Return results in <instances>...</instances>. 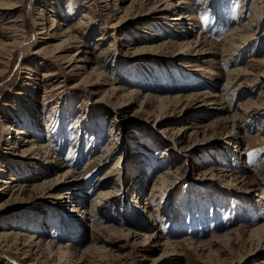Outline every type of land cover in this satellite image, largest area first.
<instances>
[{"label": "rangeland", "instance_id": "rangeland-1", "mask_svg": "<svg viewBox=\"0 0 264 264\" xmlns=\"http://www.w3.org/2000/svg\"><path fill=\"white\" fill-rule=\"evenodd\" d=\"M178 1L184 2L179 11L193 19L192 25L186 23L180 26L177 22L170 21L177 17V11L161 12L162 5L151 12L145 11L148 8L146 6L136 7L135 14L123 16L120 24L112 29L108 28L107 21L98 18L87 20L85 31L93 30L86 41L89 47L98 45L95 49L98 52V47L102 46V49H109L111 53L107 67H100L102 73L99 85L92 89L91 94L86 93L85 85L78 84L86 76L83 69L76 72L80 76H71L67 72L71 68L63 64L64 70L58 75V81H64L62 93L55 92L56 96H50V92L46 95L45 89H49L45 88L47 84L41 78L49 70L48 67H54L50 63L43 61L42 64L39 56L20 54L18 50L12 54L7 64L0 63V122L10 124L13 131L39 123V131L33 132L30 129L27 137L39 133L42 144L47 143L50 134L46 132V124L51 125V134L58 136L51 147L55 148L56 158L62 163V168L58 170L55 168L57 162L54 163L57 160L54 158L55 154L50 159H42L29 172L18 173L21 183L27 184L24 193L19 192L16 198L13 191L10 194L8 191L0 193V234L3 230H13L15 225V231L28 236L35 233L41 235L55 255L53 264H60L59 261L69 262L68 264H264V234L255 230L264 226V199H258L260 194L264 196V185L246 193L235 190L213 175L219 169L226 168L230 171L224 174L257 182L264 181V177L260 178L264 157V109L259 110V115L252 120L253 123H249L247 129L238 131V121L222 125L216 121L223 114L234 115L238 103L248 99L252 102L260 100L259 87L250 84L264 67H252L246 63L251 58L264 59V11L256 31L257 36H263L262 41H244V46L238 48L240 52H236V60L233 62L232 59L231 65H226L227 57L223 56L219 48L226 45L224 39L228 31L234 29L238 22L247 21L253 0H208L213 2V6L201 5L202 0H172L173 3ZM22 2L21 9L9 12L0 22L4 24L20 17L18 24L27 39L34 36L29 17L31 14L37 22L41 25L43 23L38 31L48 29V19H37L39 9L70 26L90 4L89 0ZM127 3L124 5H128ZM261 7L258 8L261 10ZM239 11L242 14L238 18ZM121 16L122 13H119L117 19ZM102 28L107 32V37L101 45L102 42H96V38L102 33ZM200 29L212 43L204 49L209 48V52L217 53L206 51L208 53L203 56L188 57L182 51L179 53L177 48L147 49L168 40L176 44L193 40L200 43L201 47L204 44ZM139 30L147 32L149 37L140 34ZM134 38L144 39L138 41ZM43 42L40 47L46 46L47 41ZM143 47L144 50H137ZM76 51L71 48L65 55L72 56ZM4 53L0 49V56H5ZM89 66L87 72L91 70ZM238 67L246 68V73L233 80L230 89L222 91L227 73ZM137 71L141 73V77L130 82V77L137 74ZM90 74L89 77L94 79V74ZM177 75L184 81H180ZM199 77L205 82L198 81ZM194 78L197 83L191 81ZM112 80L113 87H120L121 91L111 92ZM239 85L243 86V91L239 90L238 95H230ZM127 89L138 91V99L126 95ZM203 92L217 96L222 94L224 100H228L222 103L228 106L229 112L219 110L221 106L218 105L217 96L216 99L211 96L213 100H217L212 106L208 104L210 101L204 105L193 99V95ZM176 96L187 99L183 98L179 100L181 102L175 103L177 100L159 101L158 98ZM47 97L49 100H46ZM100 98L102 102L98 101ZM50 100L51 103L45 105ZM261 103L264 101L257 103L260 108L263 107ZM185 124L189 127L193 125L196 129L189 128L184 140L179 142L176 131ZM193 129L197 132L187 135ZM235 130L239 132L238 140L226 142L224 136L228 132L236 133ZM1 134L0 169L5 171H0V191L14 174L15 168L30 164V161L19 162L14 152H10L14 133L9 142ZM106 147L109 149L104 150ZM104 155L107 158L101 159L100 156ZM118 158L119 166L109 184L114 186L115 194L111 199L113 205L105 211L111 217L108 222H103L98 215L93 214L86 215L83 220L72 212V199L55 197L63 188L68 191L74 189L72 193L81 195V199L85 200V204H82L84 210L88 212L97 193V187L93 189L92 186L114 166ZM47 165L49 168L53 166V169L44 172ZM69 167L74 171L72 173L75 178L71 173L61 177ZM138 167L142 168V176L147 175L140 197L135 184ZM168 172L170 178L162 191L161 204L158 198L152 199L154 196H150V192L157 179ZM70 180L72 182L67 183ZM40 184L42 186L35 187ZM60 185L62 187H58ZM254 202L258 213L250 216ZM131 206H134L135 214L131 212ZM122 208L125 209L124 216L121 214ZM143 209H148L156 221H151ZM72 220L75 225H81L82 231L76 232L79 235L74 236L70 225L64 228L63 236L51 231L56 223H71ZM39 224L42 225L40 232L31 229V225ZM91 225L113 226L115 230H121L111 233L115 240L118 239L117 245L121 248L117 250L107 246L106 250L109 252H99L98 249L103 246L95 245L89 238L92 234ZM108 234L101 231L103 237ZM150 235H155L154 238L161 237L160 242L154 244L151 239H145ZM212 238L217 242L210 245ZM165 240L181 242L175 256V252H171L174 249L162 245ZM184 241L187 243L184 244ZM193 244L202 248L193 249ZM69 249L76 252L77 258L71 256ZM38 251L35 253L37 256ZM48 254L40 255L38 259L41 264H51L48 263L51 259ZM9 255L15 263L20 259L11 249ZM15 263L9 261L7 264Z\"/></svg>", "mask_w": 264, "mask_h": 264}, {"label": "bare ground", "instance_id": "bare-ground-1", "mask_svg": "<svg viewBox=\"0 0 264 264\" xmlns=\"http://www.w3.org/2000/svg\"><path fill=\"white\" fill-rule=\"evenodd\" d=\"M213 1H215V0H213ZM126 2H128L127 3L128 5L125 6L124 4ZM22 3H23L22 0H1L0 1V20L3 21V17L6 16L9 12L15 11L17 9H21ZM89 3L90 4L86 8V11H83L80 14V18L70 26H68L67 24L65 25L64 23L61 22V20L57 21L56 18L54 19V18H52V16L48 15V13L46 11L39 9L40 11L37 13V15H38L37 19H40L42 21H44L45 19H48L50 22V24L48 25V29L46 31H38L39 26H42L43 23L41 25V23L37 22V20L34 17H32V14L29 15V17L32 20V26L34 28V36L31 38L34 40L33 42H31V39H27L26 37L23 36L24 32L21 30V28L19 27V24H18V22L21 20L20 17L17 16L16 18L7 21L4 24L0 22V49H3L5 51V53H4L5 56L4 55L0 56V63L4 64V65L7 64L8 61L11 60L12 54L17 50L20 54L27 53V54H31V55L34 54V55L39 56L42 64H44L43 61L50 63V65H53L54 67L49 68L48 67L49 65H47L49 70L44 72L41 76V78L44 79L43 80L44 83L47 84V87H45V88L49 89L48 91L45 89V93L47 95L50 92V96H54L55 92H57L56 94L62 93L61 90L64 87V81L59 82L58 81V78H59L58 75L62 72L63 64H67L65 67L71 68L70 71H67L69 73V75H71V76H80L76 72H78L80 69H83L84 72L86 73V76H84L78 84L85 85L87 87L86 93L91 94L92 89L94 87H96L97 85H99L98 81H99L100 75L102 73L100 71V69H101L100 67L101 66L107 67V62L110 58L111 53H110L109 49H102V46H100V45H99L100 47H98V49H99L98 52L95 50L98 45H94L92 48L89 47V45L87 44L86 41H87L88 35L91 34L93 30L91 31V29H89L87 32L85 31L86 26L88 25L87 20L98 18L102 21L103 20L107 21L109 23L108 28L112 29V28L118 26V24H120L121 19H123V16L129 17L130 14H132V13L135 14L136 7L139 8L142 6V8H143V6H146L148 8L145 9V11L151 12L153 10L154 11L158 10L156 8H159L162 5L161 6L162 8L160 10L161 12L162 11L171 12L173 10L177 11L176 12L177 17L174 19H170V21L177 22L180 26H183L186 23L189 25L193 24L192 23L193 19L191 17L185 16L184 14L180 13V11H179L182 9L181 6L184 4L183 1H178L177 3H175V2L173 3L172 0H89ZM212 3H211V1H208V0H202L201 5L207 6V4H209V5L213 6ZM100 4H102L103 6ZM259 4H260V6H259ZM155 5H156V7H155ZM261 5H262V7H261ZM258 7H261V10ZM249 10H250L249 11L250 13H249L247 21L245 23H243V21L238 22L235 25L234 29L227 32L226 37L224 39V42H226V45L222 44L223 46L221 45L222 46V47L220 46L221 48L218 47L220 49V52H222L223 56L227 57V58H225L226 65L228 63L231 65L232 59H233V62L236 60L235 55L238 54L236 52L239 51L238 48L243 45L244 41H246V42L250 41L251 42V40H254L255 43L256 42L259 43L263 39V36H257L258 34L256 31L259 28V20H260V17L262 15V12L264 11V0H253ZM157 12H159V11H157ZM119 13H122V16L120 18L118 17L119 19H117V15ZM241 14H242V12L239 11L238 18L241 17ZM115 19H117L118 21L113 23V21H115ZM100 20H98V21L100 22ZM194 24H195V21H194ZM101 30H102V33L99 34L98 38H96L97 39L96 42L101 41L102 42L101 45H102L104 40H105V37H107L106 36L107 32H105V29H103V28ZM139 33L141 34L142 31L139 30ZM142 34L147 35L146 37H149L147 32H143ZM41 35H43V36L41 38H39V36H41ZM111 35L112 34H110V36ZM200 36H202L201 37L202 43L204 44L201 47H199L200 43L193 41V40L192 41H183L181 44H176V43H173V42L168 40V41H165L158 46L147 47V49L148 48L149 49H168V48H170V49L175 48L176 49L177 48L178 49L177 51L179 53L182 51L183 54H188V57L189 56H197V57L199 56L200 57V56H203L209 52L208 51L209 48H208V50H206V49H204V47L206 48V47H209L210 45H212L210 39L209 40L206 39L208 37L206 35H204L202 29H200ZM134 39H136V40L138 39V41H139V40H142L144 38H134ZM44 40L47 41L46 46L40 47ZM227 44H228V46H227ZM33 48H35V49L38 48V49L34 50ZM71 48H73L77 51L72 56L67 57L65 55V52L70 51ZM144 48L145 47L138 48V49L136 48V49L137 50H144ZM213 48H215V47H213ZM206 51H208V52H206ZM209 53H217V52H215V51L211 52L210 51ZM246 64H249L252 67H256V66L264 67V59H262V58L261 59L251 58L247 61ZM89 65H91V66H89ZM88 66L91 69L89 72H87ZM245 69L246 68H243V67L232 68L227 73V78L225 80V84L223 86L222 91L226 92L228 89H230L229 87L233 83V80H235L240 74H243L244 72L246 73ZM254 69L255 68H253V71H254ZM91 72L95 76L94 79L89 77V76H91V74H90ZM248 74H249V72H248ZM177 76L179 77L180 81H184V79L180 75H177ZM139 77H141V73H139L137 71V74L135 73V74H133V76L130 77V82L131 81H137V79ZM199 78H200V80H198V81L205 82L204 80H202L203 79L202 77H199ZM191 81L195 82L196 80L194 78ZM113 82H114V80H112L111 84H110L111 92L116 93L118 91H121L122 88L113 87V84H114ZM196 83H197V81H196ZM250 85H253V87H259V96H260L259 99L260 100H258V101H260V102L264 101V99H263L264 98V69L261 70L260 73L256 75L255 79L251 82ZM242 87L243 86L239 85L238 86L239 89L237 88V90L236 89L233 90L230 95L240 94L239 90H241V92H242L243 91V89H241ZM127 91H128V89H127ZM137 93H138V91L132 90V91H128V93L126 95H132L134 97V99L137 100L138 99ZM248 93H250V90H248ZM178 96H176V97H163V98L158 97V98H159V101L164 100V99L177 100L175 103H179V102H181L179 100H182L183 98H185L183 96L182 97H178ZM211 96L215 97L217 95H210V93H208V92H203V93L195 94L192 97H193V99L197 100L198 102L201 101L204 105H207V101L208 102L210 101L208 104H211V106H212V104H215V102H217V100H218V102H219L218 105L221 106V108L219 110L229 112L227 110L228 106H226V105H224V103H222V102L226 103V102H228V100H224V96L222 94L219 93V95L217 96L218 97L217 100H213L211 98ZM209 98H211L212 100H209ZM51 99H52V97H51ZM101 99L102 98L98 99V101L102 102ZM185 99H187V98H185ZM214 99H216V97ZM46 100H49V98L47 97ZM172 100H171V102H172ZM51 101L52 100L47 101L45 103V105L51 103ZM106 101L108 104L110 103L109 100H106ZM258 101L252 102V100L248 99V100H245L244 102L238 103L237 108H236V112L234 115H230L229 113H228V115H226L227 114L226 113V114H223L224 116H219L221 118L217 119L216 121L221 122V125L226 124L227 122H230V121H233V122L238 121L239 123L242 124L240 126V124L238 123V125L236 126L238 131H239V129H242V130L247 129V126L250 125L249 123H253L252 120L254 118H256L257 115H259V112H260L259 110L264 109V103L260 104L263 106L261 108L259 106H257ZM24 108H26V107H24ZM26 113H28V112H26ZM47 125H48V128H46L47 129L46 132L50 133V134L48 135L47 143L42 144L41 143L42 136L39 133H36L34 136H30V138L27 137L29 135L28 133H29L30 129H32L33 132L39 131V129H40L39 123L33 127L29 126V128H26V129H19V130L13 131V128L10 124H8V123L3 124L0 122V133L4 134L7 137V139H5L6 142H9V140H11L10 137L13 136V133H14V140L11 141L12 147H10V149H9L10 152H12V151L14 152V155L19 162L20 161L21 162H24V161L29 162L30 161L29 165L23 166V164H22L20 167L15 168L13 170L14 174L12 176H10V178L8 179V182L4 183L5 187L1 189L0 193H2L3 191H8L10 194L13 191V195L15 196V198L17 197L19 192L22 191V193H24L26 191L25 187L27 186V184L21 183L20 180H22V179L18 178L19 177L18 173L22 174V173L27 172V171L29 172L31 170V167H35L36 165L37 166L39 165L40 160L50 159L51 156L54 154H55L54 158L57 159L54 161V163L57 162L55 168H58V170H59V168L60 169L62 168V163H60L58 161L59 158H56L57 154H56L55 148L51 147L52 144L56 143V140H57L56 136L57 135L51 134L52 133L50 130L51 125L46 124V126ZM189 128H195L196 129V127H193V125H191L189 127L188 125L186 126V124H185V125L181 126L176 131L177 141L182 142V140H184L186 133L188 132ZM260 129H258V131H260ZM238 131H236V133L228 132L224 136V140L226 142H230L231 140H238L237 139V135L239 133ZM196 132H197V130L193 129V131L187 135L194 134ZM262 133L264 136V132H262ZM240 141H241V139H240ZM262 141H263V139H262ZM106 149H109V148L106 147L104 150H106ZM8 156H9V154H8ZM106 156L107 155L100 156V157H101V159H104ZM100 157L98 159H100ZM119 160H120V158L117 159V161L115 162L113 167L108 169L106 171V173L103 174V176L100 178L98 183H96L92 186L93 189L95 187H97V189H96L97 193H96V196L94 197V199L92 200V202L90 204V209L87 210L88 212H86L84 210L85 207L82 204H85V200L81 199V195L77 196L79 194L72 193V191L74 189H72L71 191H68L67 188H63V191H61L55 197L62 198L64 200L66 198L72 199L71 200L73 203L72 212L83 220H85L86 215L88 216L90 214H93L94 216L98 215L100 217V220H102L103 222H108L110 220L108 218H111V217H108L106 214V213H108V211L107 212H105V211L111 205H113V202L111 199H112V197H114V194H115L114 186H109V184H110V181L112 180V175L116 173L115 169L119 166L118 165ZM50 162H53V161H50ZM63 166H65V165H63ZM46 169H48V170H46ZM46 169L44 170V172L50 171L51 169H53V166H50V168H49V165H47ZM0 171H2V173H3L5 170L0 169ZM218 171H219L218 173L216 172L217 174H213L215 176V178L221 179V181H225V183L234 187V189L238 190V191L248 193L250 191H255L261 184L264 185V181H261V180H260V182L259 181L257 182V180H253V179H250V180H246L247 178H245V179L241 178L240 179V177L237 178L236 176H233L232 174H230V175L224 174V173H228L230 171L229 169H226V168H222L221 170L219 169ZM72 172H74V171L69 167L61 175V177H63V176L65 177L66 175L71 173L72 177L75 178V176L73 175ZM142 173H143L142 168L138 167V172H137V174H135L136 175V179H135L136 183L135 184L137 186L138 193H139L138 197H140V193L144 189V187H143V185L145 184L144 179L147 176V175L142 176ZM260 176H261L260 178L264 177V157H263L262 162H261ZM20 177H22V176H20ZM28 177L31 178L30 175ZM169 178H170L169 172L166 173L165 176L159 177L157 179L156 183L153 185L151 192H150V196H154L152 199L158 198L159 199L158 201L161 204H162V200H163L162 191L165 190V186H166L165 183ZM70 182H72V180H70L67 183H70ZM40 186H42V185L40 184V185H37L35 187L37 188ZM49 187H50V185H49ZM58 187H62V186L60 185ZM74 188H75V186H74ZM51 189L54 190L55 188H51ZM261 192H263V190H261ZM3 194H5V193H3ZM0 195H2V194H0ZM258 199L263 200L264 196L260 194ZM256 202L258 203V201H256ZM131 208H132L131 212L134 213V211H135L134 206H131ZM251 208H252V211L250 210L251 211L250 216L258 213L257 206L255 207V202L253 205H251ZM142 211L148 215V218L151 219V221H156V219H154L155 216L153 214H151V212H149L148 209H143ZM121 214L124 216L125 209L122 208ZM73 222L74 221L72 220L71 223L70 222L65 223V221L62 222L63 224L61 222L59 224L56 223L52 227L51 231L53 232V234H57V235L60 234L63 236L64 235V228L66 229V227H69L68 225H70L69 228L72 229L71 232L73 231L74 236H75L78 234V233H76L77 230H79V232H80V230L82 228H81V225L77 226ZM14 226H13V230L12 229L10 231L3 230L0 234V264H7L9 261H12L15 263V261L9 255V249H11L14 252V255L20 256L19 261H17V263H15V264H41V262H39L40 260L38 258L40 257V255L46 256L44 254H46L47 252L49 253L48 258L51 257V259H49L50 262H48V263L53 264L52 261H53L55 255L52 253L53 251H50L48 244H46L42 240L41 235H37V233H35V234L28 236L25 233L15 231ZM45 226H47V225H45ZM31 227H32L31 229H33L37 232L38 231L40 232V230H42L41 224H39L37 226L31 225ZM90 228H91L90 232H92V234L89 238L92 241V243H94L95 245L101 244L103 246V247L98 249L99 252H101V253L102 252H109L108 250H106L107 246H109L111 249H114V248H116L117 250L119 249L120 246L117 245L118 239L115 240V237L111 233L121 231V230H117V229L115 230V228L113 226L109 227V226H93V225H91ZM102 230L105 231L106 234H108V233L109 234L107 236L103 237L101 235ZM255 230L264 234V226H261ZM232 234H234V233H231V235ZM134 236H136V235H134ZM154 236L155 235H150V236H148L146 238L144 237V238L145 239H151L152 243L158 244L160 242L161 237L156 236L154 238ZM214 242H217V240L212 238L210 241V245ZM180 243L181 242L177 243L176 241L175 242H173V241L169 242V241L165 240L162 245L169 246L168 248L171 247L172 249H174L171 252H175V253H173V256H175L174 254H177L176 252L180 248ZM183 243L185 244L187 242L184 241ZM43 246H45L44 249H43ZM192 246L194 247L193 249L199 248V247L202 248V246H199V245L196 246L195 244H193ZM37 250H39L38 256H37V254H35L37 252ZM70 250L71 249H69V253H71V256L74 258L75 257L77 258L76 252H73V250H71V251ZM45 251H47V252H45ZM59 262H60V264H68L69 263V262L65 263L64 261H59Z\"/></svg>", "mask_w": 264, "mask_h": 264}]
</instances>
